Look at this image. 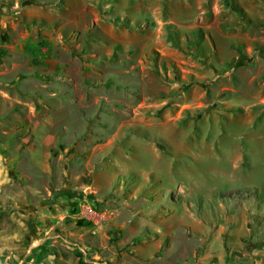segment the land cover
<instances>
[{
    "label": "rangeland",
    "instance_id": "374dc122",
    "mask_svg": "<svg viewBox=\"0 0 264 264\" xmlns=\"http://www.w3.org/2000/svg\"><path fill=\"white\" fill-rule=\"evenodd\" d=\"M232 4L0 0V264H264V153L233 164L257 128L195 124L264 101Z\"/></svg>",
    "mask_w": 264,
    "mask_h": 264
},
{
    "label": "crops",
    "instance_id": "0c3cea01",
    "mask_svg": "<svg viewBox=\"0 0 264 264\" xmlns=\"http://www.w3.org/2000/svg\"><path fill=\"white\" fill-rule=\"evenodd\" d=\"M256 2V3H255ZM240 8L244 11L243 13H246L249 22H255L258 23V20H264V3L258 2L256 0H240ZM259 36H253L249 35V38L246 42V49L252 50L253 48H257L259 52L264 53V31ZM256 41V42H255ZM248 61L252 60L250 58L247 59ZM207 116H209L210 119H214L217 116H224L228 122L231 124L235 123L236 125L242 126V127H254L257 128L255 132L248 135L249 138V145L248 148L243 150L235 148V159H234V165L236 166V169L239 168V166L242 167H249L247 162H245L249 158L250 152L255 153V151L252 149L254 145H257L260 149V152L264 153V124H261L262 126L256 125L257 121H264V101L257 107H249L248 109H245L240 112H234V111H223L220 113H210L208 115H205L201 117L200 119L196 120L195 124L197 122H200L201 120L208 119ZM167 141V139H166ZM171 145L173 141H168ZM170 146V145H169ZM172 147V146H171ZM259 152V153H260ZM33 150L32 148H29L24 151V157L23 161L20 162L21 164H36L38 163V158L33 156ZM35 168L39 167L40 170L43 169L42 163L41 166H36ZM20 173V171H19ZM22 174L25 175V173L22 172ZM12 177V176H11ZM10 174L1 172L0 170V229L2 228L5 230V232L10 233L12 231L13 226L9 224V221L11 219V216H9V209L8 205L11 201V193L7 192L9 189H12L14 186V180L9 183ZM247 189H254L256 188L255 185L249 184L245 185ZM18 216L14 215L13 219L18 221Z\"/></svg>",
    "mask_w": 264,
    "mask_h": 264
},
{
    "label": "trees",
    "instance_id": "16d2710c",
    "mask_svg": "<svg viewBox=\"0 0 264 264\" xmlns=\"http://www.w3.org/2000/svg\"><path fill=\"white\" fill-rule=\"evenodd\" d=\"M256 1L264 3V0H256ZM232 7H233V9H235L236 12L243 13V10L241 8H239L236 4H232ZM159 146L161 147V145H159ZM61 147H62V149H64L63 145ZM81 264H87V263L81 262Z\"/></svg>",
    "mask_w": 264,
    "mask_h": 264
}]
</instances>
